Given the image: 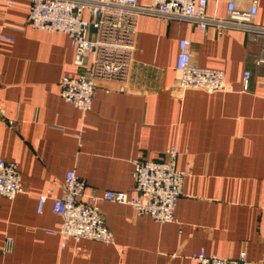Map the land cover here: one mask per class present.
<instances>
[{
    "label": "crops",
    "instance_id": "1",
    "mask_svg": "<svg viewBox=\"0 0 264 264\" xmlns=\"http://www.w3.org/2000/svg\"><path fill=\"white\" fill-rule=\"evenodd\" d=\"M227 1L210 0L206 15L224 17ZM250 1L235 0L236 7L247 9ZM29 5L14 0L9 7L0 0V30L13 38L0 39V160L17 163L23 184L14 199L0 196V264H195L190 257L200 250L264 264V67L255 64L260 42L243 31L220 33L140 15L126 78L99 81L83 114L59 94L61 78L80 73L70 40L30 27ZM255 21L264 26V0H257ZM181 39L190 41L194 64L224 73L226 91H175ZM172 148L176 168L188 172L174 222L99 201L113 243L68 238L62 247L52 200L62 196L67 172L84 180L85 195H133L132 161L162 160Z\"/></svg>",
    "mask_w": 264,
    "mask_h": 264
},
{
    "label": "built area",
    "instance_id": "2",
    "mask_svg": "<svg viewBox=\"0 0 264 264\" xmlns=\"http://www.w3.org/2000/svg\"><path fill=\"white\" fill-rule=\"evenodd\" d=\"M27 23L30 27L46 32H59L68 36L74 50V65L80 68L76 77H62L60 97L86 114L90 111L94 91L99 81H123L128 73L135 50L137 20L140 15L157 16L164 21L180 20L198 24L202 30L208 26L218 32L238 30L260 42L255 59L264 67V26L256 23L257 0H251L247 9L236 7L235 0H228L222 18L206 15L210 0H150L147 6L138 0H28ZM217 1V0H215ZM11 6L14 0H5ZM87 13L89 18H84ZM0 39L13 41L0 30ZM178 80L175 91L200 90L206 93L224 92L228 89L225 75L216 69L201 68L191 61L190 41L178 43L176 60ZM250 72L243 75L247 89ZM122 90V89H121ZM4 110L0 107V116ZM165 159L132 161L133 195L125 192L91 191L84 194L85 182L74 171L65 175L63 194L52 200V211L60 218L59 235L62 247L68 238L76 243L82 239L105 245L113 243V234L107 228L97 203L109 201L131 206L138 215L149 216L158 223L175 221L174 209L181 195L187 171L176 168L177 148L164 151ZM23 192L22 177L17 163L0 160V196L12 200ZM86 197L88 201H83ZM46 196L37 204L41 212ZM195 264H251L244 255L225 259L207 255L203 250L190 257Z\"/></svg>",
    "mask_w": 264,
    "mask_h": 264
}]
</instances>
